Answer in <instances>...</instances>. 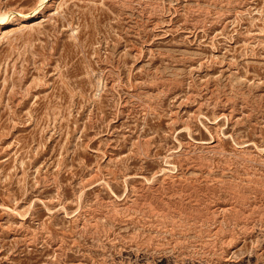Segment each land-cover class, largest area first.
<instances>
[{
	"label": "rangeland",
	"instance_id": "rangeland-1",
	"mask_svg": "<svg viewBox=\"0 0 264 264\" xmlns=\"http://www.w3.org/2000/svg\"><path fill=\"white\" fill-rule=\"evenodd\" d=\"M0 0V264H264V0ZM12 12V13H11Z\"/></svg>",
	"mask_w": 264,
	"mask_h": 264
},
{
	"label": "bare ground",
	"instance_id": "bare-ground-1",
	"mask_svg": "<svg viewBox=\"0 0 264 264\" xmlns=\"http://www.w3.org/2000/svg\"><path fill=\"white\" fill-rule=\"evenodd\" d=\"M51 0H40V3L38 7L45 6V3H49ZM12 13V12H11ZM33 17H35V14L32 12L30 13H17V14H5L4 17L0 18V26L3 25H9L13 23H23L31 20Z\"/></svg>",
	"mask_w": 264,
	"mask_h": 264
}]
</instances>
